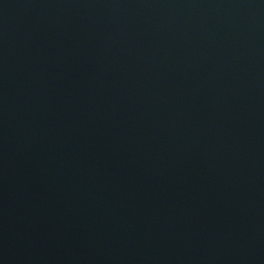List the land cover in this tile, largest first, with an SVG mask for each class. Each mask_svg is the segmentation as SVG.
<instances>
[{"label":"water","instance_id":"water-1","mask_svg":"<svg viewBox=\"0 0 264 264\" xmlns=\"http://www.w3.org/2000/svg\"><path fill=\"white\" fill-rule=\"evenodd\" d=\"M0 264H264V0H0Z\"/></svg>","mask_w":264,"mask_h":264}]
</instances>
